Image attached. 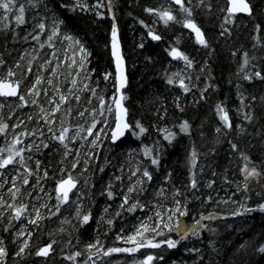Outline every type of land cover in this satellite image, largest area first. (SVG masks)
<instances>
[{
  "label": "trees",
  "instance_id": "1",
  "mask_svg": "<svg viewBox=\"0 0 264 264\" xmlns=\"http://www.w3.org/2000/svg\"><path fill=\"white\" fill-rule=\"evenodd\" d=\"M85 2L94 4V0H85ZM168 2L169 0H112L113 9L109 10L107 7L102 9L106 13L104 16H98L94 10L78 8L76 11H71L66 6V0H48V10H41V18L47 16L49 28L51 21L58 16L66 21L69 31L80 37L90 52L88 67L96 70L92 76L99 78L101 87L105 83L102 79L103 73L114 69L111 57L113 23L111 11H114L128 77L126 104L130 109L129 120L140 119L148 131L141 136H135L132 134L133 130H129L126 136L116 144L111 143L107 137H101L103 144L94 149L90 148L85 141H72L74 148L69 150L71 155L65 158L64 163L70 167L75 157V148H79L82 156H88L91 161L87 170L82 169V164L85 162L83 159L81 166L72 170L73 173L78 171L84 173L78 184V188L84 193L80 197L83 204L78 207L81 209V215L91 209V219L81 222V219L76 216L77 207L70 205L75 196L72 194L69 202L60 205L59 213L51 217L45 214V218L40 221L39 225L31 223L25 216L20 221H13L14 227L5 231L4 225L8 223L7 214H5L4 217H0V236L5 238L3 242L8 247L7 264H76L75 261H69L61 253L71 254L77 249L84 252L83 245L93 242L98 236L106 247L126 246L123 241L115 239L116 234L121 229L124 230L122 234L132 231L141 219L151 215L155 205L149 204V201L155 197L156 189L161 184L167 185L165 191L169 195L167 198L159 197L160 203L171 204L173 202L172 188L173 186L179 187L182 195L177 198L185 201L189 208V213L183 217L184 223L190 224L193 220H200L202 227L198 236L189 234L183 237L175 233L180 240L175 247L161 246L159 249H149L163 257L155 264H264V253L259 251V245L264 243V209H254L235 216L222 215L225 212L235 211L238 205L230 204V202L217 205L214 202L220 197L229 195L235 201H242L245 195L242 187L240 191H237L236 185L243 182V174L238 171L242 163L241 158L230 148V140H235L242 150L248 152L257 167L264 168V78L255 77L248 81L243 78L242 73L237 72L245 49L248 50L250 56L256 57L252 64L259 65L264 71V46L255 39L257 22L262 25L260 35L261 39H264V0H251L254 15H237L235 23H228L227 27L231 28V32H226L225 35L220 34L225 30L221 27L222 14L218 11L219 4L223 0L219 2L212 0L214 9L211 11L206 8H197L195 17L209 40L208 46L196 43L183 25L174 22L164 25L162 21L157 22L154 14L145 10L147 6H167ZM195 2L196 0H193V4ZM31 15L32 12L29 10L28 22L19 26L18 37L15 40L12 39L13 30L17 28L14 20L8 28L0 27V53L4 54L7 61L14 62L25 49L28 50L25 60L31 59L29 54L34 51L39 52L40 55L33 61L34 75L43 61L49 58L50 48L45 45L41 49L39 42L42 41L24 38L25 32L31 29ZM141 19L154 28L162 39L157 42L149 39L148 28L139 23ZM3 23L0 21V25ZM55 44L58 50L67 48V44L62 43L61 40H56ZM172 45L180 47L195 61V64L188 69V74L192 76L191 84L196 86L191 87L188 93H183L178 84H169L167 81L166 71L184 73L187 67L182 59L171 60L169 58L168 49ZM233 49L237 50L235 55H233ZM58 54L61 55L60 71L67 75L65 65L68 62L63 60L62 52ZM68 55L70 56L71 53L69 52ZM40 70L47 76L51 66ZM2 71L0 69V73ZM197 76L199 79H196ZM55 79L60 81L62 77L56 76ZM205 84L209 85L206 89ZM45 87H48L51 92V86L45 84ZM202 89L205 92L204 98L200 96ZM62 90L67 92V86L64 85ZM109 92H111V86H109ZM238 92L244 93L246 102H250L248 110L254 112V119L251 122L243 120L242 115L236 111L241 103ZM81 96L79 102L74 98L71 100L73 115L69 119L72 124H83L84 120L88 119V117L80 118L75 115V111L87 103L91 93L84 90ZM177 96L180 97L179 101L176 99ZM252 96L257 99L252 100ZM39 99L47 107V97L42 96ZM217 101L227 104L233 119L234 127L227 130V134L223 128L220 133L215 131L217 125L222 124L219 115L214 110ZM6 103L8 106L0 110V119L8 120L10 124H17L18 119L23 120V124H18L15 129L10 127L7 130L9 138L14 131H22L25 127L28 129L36 127L44 131L41 125H46L45 121L37 120L35 115L31 120L25 118L26 115H32L34 111L42 116V113H38L37 106L26 105L23 109H16L13 115L9 116L8 113L13 111L14 104L11 100ZM177 103L182 106V110L181 107H177ZM95 104L96 100L93 98L92 106ZM165 109L167 115L164 114ZM185 119L189 121L190 132L179 131V123ZM241 123L246 126V131L243 133L239 132L237 127ZM165 125L169 130L177 132L171 142L164 137L162 132L158 131L159 127ZM59 126L57 123V129ZM74 132V128L70 129V133ZM47 135L45 133V136ZM23 139L28 141L36 139L38 142L43 137H36L33 134ZM88 139L91 140L92 137ZM4 141L5 134L0 133V144ZM154 141L156 144L153 143ZM82 144L83 147H81ZM144 144L155 148L160 163L158 166L148 164L153 171V179L146 181V189L138 190L131 195L149 204V207L147 209L138 208L135 212L128 211L127 206L120 210L124 192L128 185L136 179L135 176H132L131 180L129 177L138 164L137 157L140 162L149 161V157L143 154ZM193 144L199 149L200 157L196 169L199 187L195 189L190 187L188 161ZM213 147L216 149L215 152L210 151ZM26 151L28 155L40 159L41 168L47 169L50 173L48 177L39 181L33 176L30 182L36 185L31 190L33 197L39 192V185H43L45 192L51 191L52 200L48 204L51 209L52 204L55 203V184L58 178L67 172V168L64 173L60 171L63 166L61 158L64 148L60 142L51 141L46 149L37 152ZM29 164L35 167L34 160L29 161ZM200 167L204 169L202 173L199 171ZM101 168L103 171L100 170ZM169 173L171 178L166 181L164 177ZM136 175L139 176L140 173ZM117 176L122 179L116 180ZM224 176H228V180H225ZM84 180L88 181L87 185L84 184ZM110 181L112 191L116 193L113 196H109L105 191ZM209 181H215V183L209 185ZM121 184L124 187H121ZM24 189L29 190L28 186H24ZM76 192L77 189L73 191L75 194ZM258 193L259 189L255 187L247 193L251 198L249 203L255 204L264 199V196ZM3 194L7 199L8 194L6 192ZM40 195L42 200L39 202L32 200L33 204L44 202V193ZM208 195L213 196L212 201L207 200ZM189 197L191 199H188ZM20 199L28 201L30 198L21 196ZM42 211L46 213L47 210L42 209ZM117 211H120V215H116ZM202 212L205 213L203 217L200 215ZM209 213L211 216L208 215ZM65 217L71 223L66 222ZM108 219L113 220L112 225L108 224ZM22 224H27L33 235L30 237L28 254L18 257L13 255L19 247V242L14 240V233L22 227ZM61 226L65 231L60 230ZM24 238H27V233ZM50 239L56 240L53 246L54 251L48 256L36 254L37 248L48 243ZM68 241H71V245L67 243ZM192 249L199 251L194 252ZM146 251V249H140L137 253H112L107 257L101 254L99 259L95 256L92 259L96 260L97 264H134V261L146 254ZM85 258V256H80L77 260Z\"/></svg>",
  "mask_w": 264,
  "mask_h": 264
},
{
  "label": "snow or ice",
  "instance_id": "2",
  "mask_svg": "<svg viewBox=\"0 0 264 264\" xmlns=\"http://www.w3.org/2000/svg\"><path fill=\"white\" fill-rule=\"evenodd\" d=\"M66 6L71 11H76L78 8L94 10L98 16L106 14L102 10L105 7L109 10L113 9L112 0H94V4L86 3L85 0H66ZM197 8H206L211 11L214 9V5L212 0H196L195 4H193V0H169L167 6H147L145 10L150 14H154L157 22L162 21L164 25H169L172 22L183 25L195 34V40L200 45L208 46L209 40L195 17V10ZM29 10L32 12L30 17L32 25L30 31L25 32L24 38L42 41L39 42V48L43 49L45 45H48L50 55L36 69L33 75V61L40 55L39 52L34 51L29 54L31 55V59L25 60V54L28 53V50L25 49L14 62L7 61L4 58V54L0 53V69L3 70L0 73V98H3L0 99V110L8 106L6 101L9 100L14 104L13 111L8 113L9 116L13 115L16 109H23L26 105L37 106L38 113H42L43 115L40 116L37 114V111H34L32 115H26L25 118L31 120L32 116L35 115L37 120L45 121L46 125H41L44 131H40L36 127L31 129L25 127L22 131H14L9 138L7 130L10 127L15 129L18 124H23V120L18 119L17 124H10L8 120L0 119V133L5 134V141L3 144H0V217H4L7 214L8 223L4 225L5 231L13 228V221H20L22 217L26 216L28 221L39 225L40 221L45 218V214L51 217L59 213L61 211L60 205L69 202L71 199L70 193L76 195L73 193V189H77L80 192V195H76L77 205L83 204V200L80 197L84 193L78 188V184L80 183V177L84 173L83 171L73 173L72 170L81 166L82 159L85 161L82 164V169L87 170L91 161L88 156H82L79 148H75V157L72 159L70 167L64 163L65 158L71 155L69 150L74 148L72 141H85L90 148L94 149L103 144L101 137H107L110 141H118L121 137L125 136L127 130H133L132 134L135 136H141L148 131V128L140 119L129 120L130 109L126 104L128 77L114 11H111L113 20L111 27V55L115 59V66L112 71H105L103 73L102 79L105 83L101 87L99 78L92 76V73L96 70L88 67L90 52L80 37L67 29L66 21L61 17L57 16L54 18L51 21L50 28L47 16L41 18V10H48V0H23V2L22 0H0V21L4 22L0 27L6 29L14 20L17 28L13 30L12 39L15 40L18 37L19 26L25 25L28 22ZM218 11L222 14L221 27L225 30L220 33L221 35L231 32V28L227 27V25L229 22L235 23L238 14L254 15L251 0H223L219 4ZM139 23L148 28L147 35L149 37L155 40L162 39V36L148 25L146 21L141 19ZM261 28L262 25L257 22L255 24V39L260 45L264 46V39H261L260 35ZM56 40L66 43L67 48L58 50L55 44ZM177 40H179V37H177ZM253 47L255 48L256 45L254 44ZM168 51L172 58L182 59L187 67L184 69V73L180 71L168 73L166 71L167 81L169 84H178L183 93H188L191 87L196 86L191 84L192 76L188 74V69L195 64V61L176 45L170 46ZM58 52H62L63 60L68 62L65 65L67 75H64L60 71L61 55ZM69 52L71 53L70 56L68 55ZM236 52L237 50L233 49V55ZM254 59L256 57L250 56L248 50L245 49L242 53V63H240L237 69V72L242 73L243 78L248 81L253 80L255 77L264 78V71L260 69L259 65L252 64ZM250 65L251 67H249ZM49 66H51V70L45 76L40 69L48 68ZM56 76H61L62 80L57 81L55 79ZM196 79H199V77L197 76ZM45 84L51 86V92L48 87H45ZM64 85L67 86V92L62 90ZM109 86H111V92H109ZM208 86V84H205V89ZM84 90L89 91L91 96L88 97L87 103L82 108L75 111V115L80 118L88 117V119L84 120L83 124H72L69 119L73 115L71 100L74 98L79 102L82 98L81 93ZM204 95L205 92L202 89L200 92L201 98H204ZM237 95L241 102L236 108L237 113L242 115L243 120L251 122L254 119V112L248 110V103L250 102H246L244 93L238 92ZM42 96L47 97V107L39 99ZM93 98L96 100L95 106H92ZM176 99L179 101L180 97L177 96ZM251 99L256 100L257 97L252 96ZM177 107H181L182 110V106L179 103H177ZM214 110L219 115V120L222 121V124L217 125L215 131L220 133L223 128L225 134H227V130H231L234 127L227 104L223 101H217ZM164 114L167 115L166 109L164 110ZM57 123L60 125L58 129L56 127ZM237 127L241 133L246 131V126L243 123ZM73 128L75 132L70 133V129ZM158 131L162 132L169 142L177 135V132L169 130L167 125L159 127ZM179 131H191L187 119L179 123ZM45 133L48 135L45 136ZM33 134L36 137H43V139H40L38 142L36 139L31 141L23 139ZM88 137H92V139L89 140ZM51 141H58L63 146L64 151L61 158L63 166L60 171L64 173L65 168H67V172L58 178L55 184V203L49 209L48 204L52 200L51 191L45 192L43 185H39V192L33 197L31 190L36 185H33L30 180L33 176L37 178V181L43 180L50 173L47 169L41 168L42 161L40 159L28 155L26 150L37 152L41 149H46L49 147ZM153 143L156 144L155 141ZM229 146L241 158L242 166L238 171L243 174V182L236 186L237 191H240L242 187L245 190V195L242 201L233 200L231 195L220 197L219 202L221 203L226 204L231 201L238 205L235 211L225 212L222 215L235 216L254 209H264V199L258 203L251 204L249 203L251 198L247 194L255 187L259 189L258 194L264 196V168L257 167L251 155L242 150L235 140H230ZM81 147H83V144ZM210 151L215 152V147L211 148ZM91 154L94 155V153ZM143 154L149 157V161L140 162L139 157H137L138 164L129 177L130 180L132 176H135L136 179L128 185L127 190L124 192L120 202V210H123L127 206L128 211L135 212L138 208L147 209L149 204H152L155 207L152 209L151 215L141 219L138 225L133 227L132 231L122 234L124 230L121 229L116 234L115 239L123 241L126 246L113 245L106 247L98 236L93 242H87L83 245L84 252H81L79 249L71 252V254L62 252L61 254L66 256L69 261H75L76 264H97V261L93 260L92 257L95 256L99 259L101 254L107 257L112 253H137L140 249H146V254L135 260L134 264H155L158 259L162 260L163 257L158 256L156 251L149 249H159L161 246L175 247L180 242L179 237L175 233H179L183 237H187L189 234H200L202 221L193 220L190 224H185L183 221V217L189 213V208L185 201L177 198L182 195L179 187L173 186V202L169 205L161 204L160 199H158L159 197L167 198L169 195L165 191L167 188L165 184H161L156 189L155 197L149 201V204H145L140 199L134 198L131 195L138 190L146 189V181L153 179V171L148 164L158 166L160 163L159 155L153 146L144 144ZM199 158V149L193 144L188 157L190 187L193 189L199 187L196 171ZM32 160H34L35 167L29 164V161ZM100 170L103 171V168ZM199 171L202 173L204 171L203 167H200ZM41 172L43 173L42 175ZM137 173H140V175L137 176ZM170 178V173L164 177L166 181L170 180ZM115 179L121 180L122 178L117 176ZM224 179L228 180V176H224ZM87 183L88 181L84 180V184L87 185ZM214 183L215 181H209V185ZM24 186H28L29 190H25ZM121 187H124V185L121 184ZM105 191L109 196L116 194L112 191L111 181ZM4 192L8 194L7 199L3 194ZM40 193H44V202L33 204L32 200L38 202L42 200ZM21 196H27L30 199L24 201L20 199ZM188 199H191V197ZM207 200L212 201L213 196L208 195ZM42 209L47 210L46 213ZM116 215H120V211H117ZM200 215L203 217L205 213L202 212ZM208 215L211 216V213ZM76 216L81 219V222H87L92 217L91 209L81 215V209L77 207ZM64 219L66 222L71 223L67 217ZM112 223L113 220L108 219V224L112 225ZM60 230L65 231L62 226ZM26 233L27 238H24ZM32 235L33 232L28 228L27 224H22V227L15 231L14 240L19 242V247L13 255L19 257L28 254L27 250L30 247V237ZM49 235L51 236V233ZM4 239V237L0 236V264H7L8 247L3 242ZM67 243L71 245V241ZM55 244L56 240L50 239L48 243H44L37 248L36 254L48 256L50 252L54 251L53 246ZM192 251L198 252L199 250L192 249ZM259 251L264 253V243L259 245ZM80 256H85L86 258L78 261L77 257Z\"/></svg>",
  "mask_w": 264,
  "mask_h": 264
},
{
  "label": "water",
  "instance_id": "3",
  "mask_svg": "<svg viewBox=\"0 0 264 264\" xmlns=\"http://www.w3.org/2000/svg\"><path fill=\"white\" fill-rule=\"evenodd\" d=\"M238 15H241V16H249L248 14H238ZM184 29L192 36V38H193V40L196 42V43H198L196 40H195V34L191 31V30H188V29H186L185 27H184ZM148 38L149 39H151V40H153V41H155V42H157V41H159V40H155V39H153V38H151V37H149L148 36ZM168 56H169V58L171 59V60H177V59H179V58H172L171 56H170V54H169V52H168ZM111 57H112V55H111ZM112 60H113V68H114V66H115V59H114V57H112ZM125 66H126V64H125ZM129 132V130H127L126 131V134ZM126 134H125V136H126ZM125 136H123V137H121L118 141H111V143H113V144H116V143H118V142H120ZM76 189H73V191H75ZM72 193H70V195H71ZM40 256H43V255H40Z\"/></svg>",
  "mask_w": 264,
  "mask_h": 264
},
{
  "label": "rangeland",
  "instance_id": "4",
  "mask_svg": "<svg viewBox=\"0 0 264 264\" xmlns=\"http://www.w3.org/2000/svg\"><path fill=\"white\" fill-rule=\"evenodd\" d=\"M186 32H187V31H186ZM187 33H188V32H187ZM30 51H32V49H31ZM78 55H79V53H78ZM4 193H5V192H4ZM79 193H80V192L77 191V192H76V195H80ZM76 195L72 198V200H71L72 202H71V204H70L71 206H74V207H78V206H79V205H77V203H76ZM219 201H220V199H217V200H215L214 202L217 203V205H221V204L224 205V204H225V203H221V202H219ZM229 202H230V204L233 203V202H231V201H229ZM215 203H214V204H215ZM218 203H220V204H218ZM233 204H234V203H233ZM228 206L231 207V205H229V204H228ZM213 207H214V206H213ZM229 207H227V208H229ZM20 228H21V227H19V229H20ZM193 236H198V235H193Z\"/></svg>",
  "mask_w": 264,
  "mask_h": 264
}]
</instances>
